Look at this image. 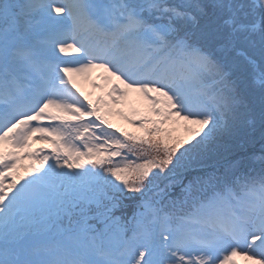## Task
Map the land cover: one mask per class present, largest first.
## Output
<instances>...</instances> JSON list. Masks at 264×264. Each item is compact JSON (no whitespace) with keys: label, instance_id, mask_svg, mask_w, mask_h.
Masks as SVG:
<instances>
[{"label":"snow or ice","instance_id":"snow-or-ice-1","mask_svg":"<svg viewBox=\"0 0 264 264\" xmlns=\"http://www.w3.org/2000/svg\"><path fill=\"white\" fill-rule=\"evenodd\" d=\"M92 68L150 101L142 136L79 94ZM236 256L264 264V0H0V264Z\"/></svg>","mask_w":264,"mask_h":264},{"label":"rangeland","instance_id":"rangeland-1","mask_svg":"<svg viewBox=\"0 0 264 264\" xmlns=\"http://www.w3.org/2000/svg\"><path fill=\"white\" fill-rule=\"evenodd\" d=\"M71 54L74 55V53L69 52L68 56H71ZM89 72L90 71H88V73ZM97 72L100 73V76L94 77L93 80L96 79L99 82L97 86L98 91L95 96V99L92 102L95 104L97 98L99 97L108 104L107 108H105L104 104L98 105L100 109V114L105 115V118L108 120L109 124H111L113 129H120L122 132H129L136 136H142V129L137 127L133 123H129L128 121H139L141 118L156 119V117H154L151 113L150 101H148L143 96V94L139 93L138 91L127 90V95L122 97L117 104H111L107 96V92L109 91L110 85L104 79V77L107 76V73L104 69L101 68H99ZM52 111L56 113V110L53 109ZM117 112L121 114H117ZM56 114L63 115L62 113ZM164 127L168 129L174 139H182L187 135L183 128V122L177 125H165ZM30 143L31 148L28 151L35 149H44L46 151L51 150L52 148L51 144L44 141H40L38 139ZM21 156L23 158L17 162L18 172L20 176L26 178L28 173V166L34 165L36 158L24 156L23 153H21ZM232 259L235 261V264H251V261L246 260V258L243 256L232 257Z\"/></svg>","mask_w":264,"mask_h":264},{"label":"bare ground","instance_id":"bare-ground-1","mask_svg":"<svg viewBox=\"0 0 264 264\" xmlns=\"http://www.w3.org/2000/svg\"><path fill=\"white\" fill-rule=\"evenodd\" d=\"M73 81L76 85V88L79 89V94L82 96L89 98L95 93V88L88 81L87 74H73Z\"/></svg>","mask_w":264,"mask_h":264}]
</instances>
